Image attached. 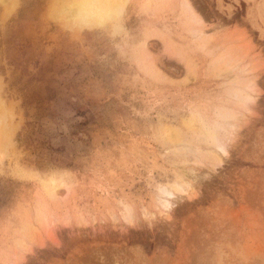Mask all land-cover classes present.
Instances as JSON below:
<instances>
[{"label":"rangeland","instance_id":"rangeland-1","mask_svg":"<svg viewBox=\"0 0 264 264\" xmlns=\"http://www.w3.org/2000/svg\"><path fill=\"white\" fill-rule=\"evenodd\" d=\"M0 264H264V0H0Z\"/></svg>","mask_w":264,"mask_h":264},{"label":"bare ground","instance_id":"bare-ground-1","mask_svg":"<svg viewBox=\"0 0 264 264\" xmlns=\"http://www.w3.org/2000/svg\"><path fill=\"white\" fill-rule=\"evenodd\" d=\"M77 11V9H76ZM78 12V11H77ZM218 149L222 152L225 153L224 146L218 145ZM163 212L166 213L169 210V202L164 201V204L162 205Z\"/></svg>","mask_w":264,"mask_h":264}]
</instances>
